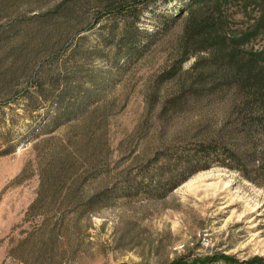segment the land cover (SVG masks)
<instances>
[{"label": "rangeland", "instance_id": "1", "mask_svg": "<svg viewBox=\"0 0 264 264\" xmlns=\"http://www.w3.org/2000/svg\"><path fill=\"white\" fill-rule=\"evenodd\" d=\"M220 1L264 54V0ZM114 2L0 0V264L264 259V149L237 132L227 167L200 146L230 96L188 92L209 72L191 0Z\"/></svg>", "mask_w": 264, "mask_h": 264}, {"label": "trees", "instance_id": "2", "mask_svg": "<svg viewBox=\"0 0 264 264\" xmlns=\"http://www.w3.org/2000/svg\"><path fill=\"white\" fill-rule=\"evenodd\" d=\"M145 1L149 0H118L114 3H120L122 8H125L129 4ZM114 3H109L106 7L115 5ZM120 10L124 9L120 8ZM187 10L189 11L188 21L193 26L188 33L191 44L186 55L203 52L206 55L205 58L196 62L195 67L201 63L209 67V72L201 75V79L197 82L199 88L194 87L188 92L195 96L204 94L202 92L209 89L207 86L210 85L212 98L217 97L223 100L230 96L229 110L221 121V126L210 129L207 139L203 140L200 146L202 149L208 148L209 153L204 156L207 159L214 161V158H219L223 160L224 166L236 167L237 163H243L241 160L243 154H239L243 149L240 147L238 148L240 150L236 148V151L227 150L225 144L233 141L237 132L243 130L245 133L241 139L243 145L254 148L261 146L264 149V54L247 50L244 38H235L229 33L220 0H191ZM136 17H138L137 14ZM185 92H182V97L185 96ZM198 155L199 153L187 159L188 165L192 166L195 162H199L203 155L197 158ZM237 169L249 180L254 181L253 177L247 173V162L241 169ZM227 260L231 264H264V259L261 258H254L247 262H239L233 258Z\"/></svg>", "mask_w": 264, "mask_h": 264}]
</instances>
